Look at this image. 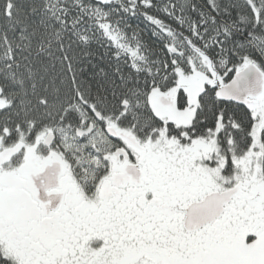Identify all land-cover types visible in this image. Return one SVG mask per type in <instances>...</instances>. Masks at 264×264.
Returning a JSON list of instances; mask_svg holds the SVG:
<instances>
[{
  "label": "snow or ice",
  "instance_id": "obj_1",
  "mask_svg": "<svg viewBox=\"0 0 264 264\" xmlns=\"http://www.w3.org/2000/svg\"><path fill=\"white\" fill-rule=\"evenodd\" d=\"M0 264H264V0H0Z\"/></svg>",
  "mask_w": 264,
  "mask_h": 264
}]
</instances>
